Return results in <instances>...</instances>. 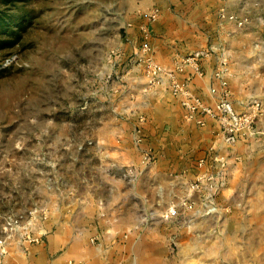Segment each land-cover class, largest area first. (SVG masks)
Returning a JSON list of instances; mask_svg holds the SVG:
<instances>
[{"label": "crops", "instance_id": "obj_1", "mask_svg": "<svg viewBox=\"0 0 264 264\" xmlns=\"http://www.w3.org/2000/svg\"><path fill=\"white\" fill-rule=\"evenodd\" d=\"M223 7L229 16L247 17V26L223 20ZM155 8L159 15L149 21ZM128 18L119 44L123 58L102 92L99 118L94 107L88 112L95 136L85 176L79 170L68 200L50 199L43 241L14 240L0 264H264V134L228 145L216 119L201 125L169 90L144 92L147 79L133 61L145 23L154 55L166 67L210 49L200 61L202 72L188 64L179 77L213 104L214 73L227 57L232 102L245 110L259 96L252 82L260 80L253 66L264 64V41H255L264 31V0H144ZM259 124L264 129V114ZM147 150L155 160L144 166ZM130 165L139 168L133 181L122 177ZM203 171L225 180L221 212L195 216L190 210L186 216L180 202H200L192 182ZM170 208L180 212L165 218Z\"/></svg>", "mask_w": 264, "mask_h": 264}, {"label": "rangeland", "instance_id": "obj_2", "mask_svg": "<svg viewBox=\"0 0 264 264\" xmlns=\"http://www.w3.org/2000/svg\"><path fill=\"white\" fill-rule=\"evenodd\" d=\"M143 1L0 0V233L9 215L68 200L79 170L85 176L95 136L88 112L99 115L122 60L111 61V51H121ZM253 69L264 107V64Z\"/></svg>", "mask_w": 264, "mask_h": 264}, {"label": "built area", "instance_id": "obj_3", "mask_svg": "<svg viewBox=\"0 0 264 264\" xmlns=\"http://www.w3.org/2000/svg\"><path fill=\"white\" fill-rule=\"evenodd\" d=\"M158 15L159 9L155 8L149 14V21L155 20ZM220 16L223 20L233 19L237 21L242 28L247 26L249 20L247 17L227 15L224 7L220 10ZM141 30L144 41L133 61L143 69L147 79L144 92H151L153 89L169 90L180 99L182 106L188 111V117L190 119L197 118L201 125L206 124V118L216 119L220 123L224 141L230 146H235L241 137L257 138L259 134H264V130L259 126V119L264 113L263 103L259 98L251 99L245 110L239 111L234 107L229 80L231 72L227 57L221 58L215 70L214 76L218 84L211 87L212 94L216 96L215 103L211 104L194 93L186 80L179 77V74L188 64H193L198 71L202 72L200 61L202 58L210 56L212 50L206 48L196 50L182 60L176 61L173 68L166 67L154 55L153 46L149 41V24H142ZM111 52V61L117 62L118 58H123L121 51L112 50ZM141 120H145L144 115ZM141 141L142 138L139 137L138 142ZM154 160L153 152L147 150L143 154L141 164L148 166ZM199 164L203 165L204 162L201 161ZM138 173L139 168L136 165H130L124 168L122 177L125 180L133 181L137 178ZM224 186L225 180L221 175L208 171L200 172L192 182V190L199 193L200 202L198 203L193 197L183 198L180 202L182 213L187 216V212L192 210L195 212V216L219 214L221 212L220 197ZM179 212L180 210L177 208H170L169 212L163 216L169 218L171 214H178ZM50 215L51 209L48 205H44L29 214L14 213L6 217L0 233V262L8 253V246L14 240H18L22 245L42 242L48 232L45 223Z\"/></svg>", "mask_w": 264, "mask_h": 264}]
</instances>
